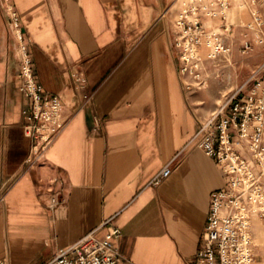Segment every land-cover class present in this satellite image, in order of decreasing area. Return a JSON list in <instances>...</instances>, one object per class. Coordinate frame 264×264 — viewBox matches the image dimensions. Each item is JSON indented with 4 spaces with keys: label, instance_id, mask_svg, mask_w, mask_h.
<instances>
[{
    "label": "crops",
    "instance_id": "crops-1",
    "mask_svg": "<svg viewBox=\"0 0 264 264\" xmlns=\"http://www.w3.org/2000/svg\"><path fill=\"white\" fill-rule=\"evenodd\" d=\"M10 3L22 37L0 0V258L41 264L93 229L102 236L111 218L121 264H192L224 173L192 141L198 118L219 98L186 89L178 72L173 21L181 0ZM21 45L36 81L60 96L69 116L37 162L29 160L36 141L19 88ZM177 153L171 173L151 183ZM263 235L264 220L255 218V264H264V243L255 240Z\"/></svg>",
    "mask_w": 264,
    "mask_h": 264
},
{
    "label": "built area",
    "instance_id": "built-area-1",
    "mask_svg": "<svg viewBox=\"0 0 264 264\" xmlns=\"http://www.w3.org/2000/svg\"><path fill=\"white\" fill-rule=\"evenodd\" d=\"M4 1L12 29L21 39L19 15L10 0ZM241 1L251 14L247 27L258 30L264 37V19L258 0ZM229 6L230 0H181L173 21V47L186 89L196 90L207 84L203 47H207V56L212 59L231 51L222 33L232 29L227 20ZM209 18L221 19L220 25L209 27ZM250 47V42L245 41L242 51ZM20 77L19 88L27 98L30 133L36 141L29 160L37 162L69 116L64 113L60 96L44 92L36 81L31 56L24 45L20 51ZM192 141L224 173L223 185L210 192L201 245L192 264H255L252 222L255 218L264 220V59L240 85L222 95L209 115L198 118ZM179 153L152 177L151 183L159 184L171 173L172 162ZM57 203V198L51 197L50 205ZM101 226L106 228L102 236H97L93 229L57 249L41 264H121L116 244L120 228L111 218ZM0 264H9V261L0 258Z\"/></svg>",
    "mask_w": 264,
    "mask_h": 264
},
{
    "label": "rangeland",
    "instance_id": "rangeland-1",
    "mask_svg": "<svg viewBox=\"0 0 264 264\" xmlns=\"http://www.w3.org/2000/svg\"><path fill=\"white\" fill-rule=\"evenodd\" d=\"M240 2V0H234L227 13V19L236 23V27L225 34L230 43L231 51L215 59L208 57L207 52L202 53L204 57L203 71L208 77L207 84L198 89L206 91L207 96L214 95L216 101L218 98L219 100L222 98V94L226 90L240 83L264 59V37L258 30L247 27L246 23L251 21V17L248 13L245 17L241 16L240 12L243 10L248 12V10L246 7H242ZM259 2L264 19V0H259ZM208 26H218V21L213 18ZM245 41H249L251 47L243 52L242 45ZM255 240L258 243H264V235L261 238L255 237Z\"/></svg>",
    "mask_w": 264,
    "mask_h": 264
},
{
    "label": "bare ground",
    "instance_id": "bare-ground-1",
    "mask_svg": "<svg viewBox=\"0 0 264 264\" xmlns=\"http://www.w3.org/2000/svg\"><path fill=\"white\" fill-rule=\"evenodd\" d=\"M202 52H203V53H206V52H207V47H203V48H202Z\"/></svg>",
    "mask_w": 264,
    "mask_h": 264
}]
</instances>
